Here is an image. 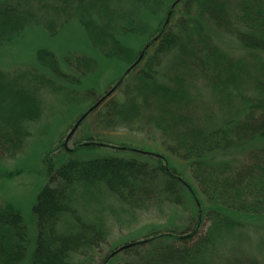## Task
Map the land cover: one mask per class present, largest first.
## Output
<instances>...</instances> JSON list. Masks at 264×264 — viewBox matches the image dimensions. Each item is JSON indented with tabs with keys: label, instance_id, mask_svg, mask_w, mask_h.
Segmentation results:
<instances>
[{
	"label": "trees",
	"instance_id": "obj_1",
	"mask_svg": "<svg viewBox=\"0 0 264 264\" xmlns=\"http://www.w3.org/2000/svg\"><path fill=\"white\" fill-rule=\"evenodd\" d=\"M134 1L147 4V0ZM35 6L43 14L53 11L45 22L50 35L57 34V27L63 24L62 15L75 12L94 49L112 61L131 63L129 68L133 67L118 80L111 94L99 98L86 112L85 119L92 116L90 126L105 134L121 128L141 131L151 125L164 136L168 151L189 164L197 186H189L163 156L128 147L119 151L146 155L150 162H141L134 156L96 154L105 147L92 138L73 149L60 143L56 149L67 152L64 158L56 159V150L44 154L47 179L31 207L34 244L30 242L28 221L14 201L0 202V264H98V253L102 256L110 235L109 216L101 213L95 218L81 211L86 207L82 200L94 193L114 197L120 204L117 216L149 209L153 203L174 208L191 201L195 210V215L186 219L184 230L152 233L144 242L128 244L102 256L101 264H109L120 254L137 255L138 248L147 244L152 251L139 264H214L209 252L227 230L237 235L246 226L243 222L264 219V64L261 78H252L245 64L208 41L212 33L207 25L213 32L235 39L248 51L264 55V0H173L165 21H159L160 29L150 33L136 55L115 40L111 34L114 20L107 19L106 7L99 0H0V47L41 23L45 17L37 19ZM97 10L106 17H100L101 26L93 23ZM132 27L129 34L145 35L148 31L141 21ZM206 36L209 38L201 41ZM175 57L223 90L250 77L256 93L246 100L243 97L246 105L237 112H228L221 122L189 124L178 109L176 113L169 111L184 103L185 89L178 82L180 88H168L158 81L163 61ZM36 62L44 74L34 70L11 76L0 71L1 157H14L29 145L34 136L31 125L39 123L44 115L43 90H64L72 103L83 98L76 97V91L61 90L47 75L66 84L68 79L73 87L95 74L98 67L91 58L81 59L83 74L71 81L49 50H38ZM97 103L100 104L96 106ZM13 174H20L19 170L4 177L11 180ZM231 264L260 262L235 258Z\"/></svg>",
	"mask_w": 264,
	"mask_h": 264
},
{
	"label": "rangeland",
	"instance_id": "obj_2",
	"mask_svg": "<svg viewBox=\"0 0 264 264\" xmlns=\"http://www.w3.org/2000/svg\"><path fill=\"white\" fill-rule=\"evenodd\" d=\"M99 2L106 7L104 10L107 13V19L114 20L111 24V34H114L115 40L124 43L136 55L139 51L141 52L146 41L149 40L150 33L160 29L159 21H165L173 0H147V4L134 0H99ZM35 9L37 19L45 17L43 22L34 24L20 37L0 47V71L11 76H18L17 74L34 70L44 74L45 72L36 62V53L42 49L49 50L54 54L60 69L66 75L65 77H70L71 81L83 74L81 59L91 58L98 62V67H96V75H88L82 81L80 80L81 86L73 84L72 87L69 85L68 79L66 84L61 79H53L51 75H47L46 77L57 83L60 89L66 88L76 91V97L82 96L83 98L79 102L76 101L77 103H72L62 89L58 93L47 90L41 91L44 115L39 123L31 125L34 136L30 139L29 145L14 157L0 156V202L14 201L17 208L21 210L30 227L31 245L34 244L36 236L31 207L47 179V165L46 162H43L44 154L50 150H56L57 153L53 155L56 159L63 157L65 153L67 154L64 149L56 148L60 143H65L69 133L97 100L116 86L118 80L126 74L131 64H124L123 62L121 65L118 61H112L99 50L94 49L87 38L85 29L79 24L75 12L68 16L62 15L60 22L63 24L57 27V34L50 35L45 27V22L48 18L47 14L52 16L53 11H49V9L47 14H43L38 6H35ZM150 10L153 12H149ZM104 15L97 10L93 23L101 26L103 21L100 17L106 18ZM140 21L141 24L148 26V31L144 33L146 36L139 32L129 34L128 32L133 28L132 24ZM207 27L212 33V37L208 41L218 45L230 55V58L245 64L250 75L254 76L252 78H261L260 68L264 64V55L248 51L235 39L217 31L213 32L210 26L207 25ZM125 33L128 34L125 35ZM151 36L153 35L151 34ZM208 38L206 36L201 41ZM110 44L112 45V43ZM162 65L158 78L159 84L168 88H174V86L180 88L177 85L178 82L185 89L184 103L180 104L181 107L175 105V107L172 106L168 109L172 113L173 111L176 113V109H178L181 112L180 116L184 120L186 119L189 124L209 125L210 122H221L228 112H237L238 109L246 105L247 101L245 102L243 97L246 100L256 93L254 81L250 77L241 78L235 83L234 88L223 90L196 74V70L191 65L186 67L179 57L163 61ZM172 118L177 119L173 115ZM91 119L92 116L84 119L68 142L66 146L68 149H73L87 138H92L105 147L96 150V154L107 153L127 158L134 156L141 162L148 161L146 155L137 156L130 150L126 154L119 151L122 147H128L143 153L163 156L168 159L172 168L181 175L189 186H197L191 176L189 164L168 151L164 136L154 130L151 125L144 126L141 131H129L121 128L117 132L104 134L90 126ZM169 119L171 118L169 117ZM18 170L20 174H13L11 180L4 177L5 174ZM82 201L86 204L84 208L87 210L82 208L81 211L87 216L88 213L95 218L99 217L101 213L109 216L110 235L102 253L103 257L128 244L144 242L152 233L171 232L173 229L182 231L187 225L186 219L195 215L191 201H187L184 206L174 208L158 206L153 203L149 209L137 211V214L133 212L129 216H117L116 213H121L120 204L114 200V197L108 195L101 197L94 193ZM111 207L114 208L113 212L110 211ZM243 223L246 226L238 231L237 235L228 234L229 230H227L220 240L221 242H218L214 249L209 252L208 257L214 264H231L235 258L257 259L260 264H264V219L255 222L247 220ZM151 251L152 246L147 244L138 248L137 255L120 254L112 259L109 264H125L126 262L139 264ZM102 256L98 253L97 258L100 257L98 264H101Z\"/></svg>",
	"mask_w": 264,
	"mask_h": 264
},
{
	"label": "water",
	"instance_id": "obj_3",
	"mask_svg": "<svg viewBox=\"0 0 264 264\" xmlns=\"http://www.w3.org/2000/svg\"><path fill=\"white\" fill-rule=\"evenodd\" d=\"M132 68H133V67H131V68L129 69L128 73L132 70ZM116 88H117V87H115L112 91H110L109 94H111ZM99 104H100V103H97L96 106H98ZM94 108H95V107H94ZM94 108H92V110H93ZM86 116H87V114H85V115L79 120V122L75 125V127L73 128V130L69 133V135H68V137H67V139H66V141H65V145H66V146H67L69 140L71 139V137H72V136L75 134V132L77 131V129H78V127L80 126L81 122L86 118ZM127 246H128V245H127ZM127 246H125V247H127ZM125 247H122V248L119 249V250H122V249H124Z\"/></svg>",
	"mask_w": 264,
	"mask_h": 264
}]
</instances>
